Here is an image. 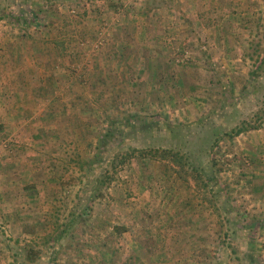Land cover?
Segmentation results:
<instances>
[{
	"label": "rangeland",
	"instance_id": "1",
	"mask_svg": "<svg viewBox=\"0 0 264 264\" xmlns=\"http://www.w3.org/2000/svg\"><path fill=\"white\" fill-rule=\"evenodd\" d=\"M2 76L0 264H263L264 0H0Z\"/></svg>",
	"mask_w": 264,
	"mask_h": 264
},
{
	"label": "crops",
	"instance_id": "2",
	"mask_svg": "<svg viewBox=\"0 0 264 264\" xmlns=\"http://www.w3.org/2000/svg\"><path fill=\"white\" fill-rule=\"evenodd\" d=\"M0 79H1V81L4 83V79H5V77L4 76H2V77H0ZM8 81V80H7ZM1 95H3V94H1ZM5 96H10V95H8V94H4V97ZM21 95H20V91H18V94H17V97L16 98H13V99H10V100H8L9 102H10V104L8 105V106H6V105H3L4 107H2V109H1V107H0V117H1V112H11V119H12V121L10 120V118H7L8 119V121L7 122H5V123H8V125L7 126H11V125H13L14 123H18V126H16L15 124H14V127L16 128V127H22V125H23V123L21 122V118H20V113L22 112V110H23V105L21 104V102H15L14 100H21L22 99V97H20ZM9 99V98H8ZM7 100V99H6ZM25 109V108H24ZM17 119V120H16ZM0 122H2V120H0ZM13 122V123H12ZM1 127V126H0ZM19 129V128H18ZM2 158H0V173H2L1 175H3V176H6V175H8V172L7 171H12V170H10L9 168H7L6 166V164L7 163H4L2 160H1ZM8 179H2V183H5V181H7ZM17 187L19 188V185H17ZM3 188H8V189H14L15 188V186L14 185H12V186H10V187H8V184L7 185H5V187H3L2 185H0V200H2L1 202H0V206H4L5 205V201H4V193H9V192H11L10 190H8V189H3ZM23 189V188H22ZM2 195H3V197H2ZM9 200H12V199H8V201ZM33 203H38L39 205H40V201H33ZM4 210V209H3ZM6 210H7V213H6V216L9 218V220H10V217H11V223L12 224H14V225H17V224H21V219H22V216L21 217H17L16 215H15V212L13 213V214H11V213H9V207H7L6 208ZM4 216V215H3ZM260 255H261V258H262V261H263V264H264V250L263 251H261L260 252ZM134 262H135V260H134ZM137 262H139V261H137ZM137 262H135V263H137ZM138 264V263H137ZM140 264H145V263H140Z\"/></svg>",
	"mask_w": 264,
	"mask_h": 264
},
{
	"label": "trees",
	"instance_id": "3",
	"mask_svg": "<svg viewBox=\"0 0 264 264\" xmlns=\"http://www.w3.org/2000/svg\"><path fill=\"white\" fill-rule=\"evenodd\" d=\"M243 130L244 128L240 127V128H237L234 133L239 134ZM143 153L149 156H152L154 158L166 159L170 162H177L179 160L181 164L183 163V157L179 153L174 152L170 149H148L145 151H140V154H143ZM143 156H146V155H143ZM182 166L184 165L182 164Z\"/></svg>",
	"mask_w": 264,
	"mask_h": 264
}]
</instances>
